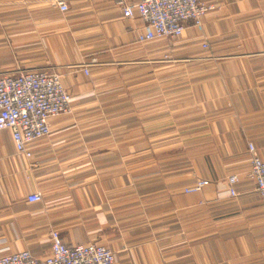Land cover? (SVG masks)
<instances>
[{
  "label": "crops",
  "instance_id": "obj_1",
  "mask_svg": "<svg viewBox=\"0 0 264 264\" xmlns=\"http://www.w3.org/2000/svg\"><path fill=\"white\" fill-rule=\"evenodd\" d=\"M54 1L0 0V74L49 69L73 97L31 158L0 130V250L45 256L56 230L116 264H264V0H200L202 30L170 43L138 41L137 0Z\"/></svg>",
  "mask_w": 264,
  "mask_h": 264
},
{
  "label": "built area",
  "instance_id": "obj_2",
  "mask_svg": "<svg viewBox=\"0 0 264 264\" xmlns=\"http://www.w3.org/2000/svg\"><path fill=\"white\" fill-rule=\"evenodd\" d=\"M53 3L62 12L69 10L65 0H55ZM213 6L200 0H137L132 4L121 2L125 17H138L143 22V30L138 36L141 43L184 36L188 23L202 30L203 18ZM203 47L207 48L208 45L204 43ZM97 64L96 58L83 64L85 74L90 73V66ZM72 103L73 97L64 87L61 74L57 72L32 69L0 74V130L11 131L17 152L27 158L33 157L30 149L33 143L51 135V118L70 113ZM248 151L250 174L264 199V159L252 142L248 144ZM238 182L237 175L227 178L230 196L237 194L235 186ZM209 184L208 180L196 179L185 188V192H200ZM27 199L40 202L42 195L33 193ZM49 241L50 252L42 257H35L27 250L15 253L0 250V264H116V255L109 246H69L56 230L50 232Z\"/></svg>",
  "mask_w": 264,
  "mask_h": 264
},
{
  "label": "rangeland",
  "instance_id": "obj_3",
  "mask_svg": "<svg viewBox=\"0 0 264 264\" xmlns=\"http://www.w3.org/2000/svg\"><path fill=\"white\" fill-rule=\"evenodd\" d=\"M184 36H185V35H184ZM166 40H167V39H166ZM172 40H173V39H168L167 42L170 43V42H172ZM103 46H106L105 43L103 44ZM131 76H137V73L135 72V73L131 74ZM131 138H136V135L131 136Z\"/></svg>",
  "mask_w": 264,
  "mask_h": 264
}]
</instances>
